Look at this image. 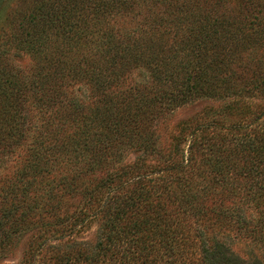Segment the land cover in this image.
<instances>
[{"label": "trees", "instance_id": "trees-1", "mask_svg": "<svg viewBox=\"0 0 264 264\" xmlns=\"http://www.w3.org/2000/svg\"><path fill=\"white\" fill-rule=\"evenodd\" d=\"M245 43L264 45V0H0V169L17 164L0 179V264L26 238L18 264H264L222 237L264 243V210L200 206L216 185L194 190L264 203V108L207 111L172 153L155 130L198 98L264 93V54L248 56L255 79L230 69Z\"/></svg>", "mask_w": 264, "mask_h": 264}, {"label": "rangeland", "instance_id": "rangeland-1", "mask_svg": "<svg viewBox=\"0 0 264 264\" xmlns=\"http://www.w3.org/2000/svg\"><path fill=\"white\" fill-rule=\"evenodd\" d=\"M153 11L158 12L159 9H153ZM125 20L126 21L124 22V24L128 23V25H132V22H129L130 21L129 17L125 18ZM233 36L234 35H232V37ZM225 37L226 36L220 35V40L223 43H225L223 47H220V50H223L224 53L228 55H232V47H236L235 45L236 42L234 40H226ZM241 48L244 50L242 53H240V56L243 57V59L240 60L238 57L235 58V60H233V62L231 63L230 69L235 70L237 72H240L242 69H244V72H245L244 78L246 79L254 78L255 79L256 76H253L252 74H250V70L259 69V67L258 65H256L255 59L252 60L250 64L248 56H250L251 53L253 52H256L257 55L264 54V45L258 44V45L249 46L245 43V45L241 46ZM236 56H239V54H237ZM16 63L24 67L32 66L30 58L24 54H21V56L16 57ZM244 65L247 66V69L244 68L245 67ZM262 68L264 71V64H263V67H260V69ZM240 98L247 105L252 104L254 108L259 107L260 110L264 108V93L257 94L252 97H245L244 95H242L241 97L239 96L232 97V95L229 94L226 96L219 95V96H214V97H209V98H201V99L198 98L194 101L182 104L174 108L173 110H166L164 112L165 115H163L159 119L157 124L155 125V130L157 134L156 137L159 140L157 144L164 148L163 149L164 152L166 151L168 153H172L173 147H171V145L175 141L176 139L175 137L179 134L181 125L183 123H192V125H195V123L197 122H201V121L204 122L205 120L204 113L207 111H211V110L222 111L221 113L223 115L230 116L232 113V99H240ZM202 117H204V119H200ZM212 119H213V116H209L207 118V121H211ZM224 119L226 121V124L229 125L231 118L229 119L224 118ZM207 132L210 133L211 131L208 130ZM203 135H204V132L201 131L198 134V137H201ZM187 145H188V142L184 141L181 143L180 146H182V148L187 149L186 148ZM138 154L140 153L136 150L129 151L124 157L123 162L127 164L133 163L136 155ZM186 156H187V151H186ZM15 158L16 156L6 157V159L9 161L0 169V179L3 178L5 174L11 173L15 169V166L17 165L16 163H14ZM172 175H175V174H172ZM179 177L181 178V176ZM196 181H197V184L195 185V188H194L195 191H202L203 187H205V184L216 185L214 187V196L213 194H207V197L204 196V199L201 200L199 204L200 206H205L209 208L219 207L218 209L227 208L229 210L242 209V212L240 213H242L243 215H246V218H249V219H252L251 218L252 214L254 216H255V213L257 214V210L258 211L264 210V203L258 204L257 201L253 199V197H248L247 200L234 201L232 199V193L228 192L225 187L222 188L219 184H215V181L207 183L206 181L203 182L201 178H197ZM157 182L160 184L159 181ZM163 189L164 187H161V191H163ZM167 204L170 207H188V206H182L179 201H176L174 203L167 202ZM96 228H97V224L94 223L92 228L89 229V231L85 232L83 236L86 239L91 238L94 235ZM222 237L227 241V243H229L232 246V248L237 253L245 257L247 260L252 261L254 257H257V258H260L264 262V243L259 244V243L254 242V244H251L247 242L246 240H244L242 236L234 237L232 231L225 232ZM27 242H28V238H26L23 241L21 247L18 249L15 255L7 261L9 264L19 263V260L22 257V254L26 247ZM253 252H254V256H252Z\"/></svg>", "mask_w": 264, "mask_h": 264}]
</instances>
